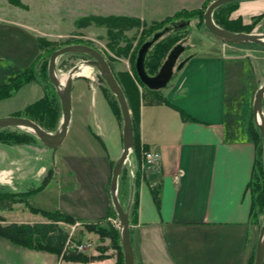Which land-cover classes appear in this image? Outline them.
Returning a JSON list of instances; mask_svg holds the SVG:
<instances>
[{"label": "crops", "instance_id": "1", "mask_svg": "<svg viewBox=\"0 0 264 264\" xmlns=\"http://www.w3.org/2000/svg\"><path fill=\"white\" fill-rule=\"evenodd\" d=\"M251 48L259 54L264 51V45ZM231 51L223 50L212 57L190 56L171 84L161 90L165 102L142 100L141 148L159 151L162 159L144 174L142 151L140 156H130L134 173L138 162L141 170L136 186L138 208L131 223L136 264H254L261 228L251 216L254 195L250 185L259 160L251 129L257 126L254 100L262 83L254 92L249 89L250 55H234ZM13 58L11 66L0 65V85L31 64L26 66L25 59ZM37 59V65L41 64V49ZM44 95L40 81L25 84L11 97L0 100V118L23 111ZM72 97L73 109L75 103L85 104L89 114L81 129L93 152L63 156L70 185L66 191H59L56 210L71 215L79 224H105L116 218L111 181L123 153V123L112 110L103 87L96 86L93 79L75 77ZM72 120L68 135L74 129L75 116ZM59 170L51 161L49 148L40 141L0 143V172L5 176L0 175L16 192L34 190L28 183L39 178L45 191ZM133 177L122 183V187H129L130 194ZM17 210L14 206L3 212L7 218L2 222L23 223L15 219ZM30 212L31 219L24 223L50 222L42 214ZM91 236L101 240L100 246L83 253L90 257L103 253L106 258L68 261L64 255L29 249L0 236V264H116L117 250L109 244L110 239L86 229L82 242Z\"/></svg>", "mask_w": 264, "mask_h": 264}, {"label": "rangeland", "instance_id": "2", "mask_svg": "<svg viewBox=\"0 0 264 264\" xmlns=\"http://www.w3.org/2000/svg\"><path fill=\"white\" fill-rule=\"evenodd\" d=\"M27 8H22L13 4L10 0H0V65L11 66V62L14 58L22 60L25 59V65L30 62L29 67L35 69H41L45 66V61L50 57V52L55 47L66 46V43H84L97 48L108 59L109 63L113 64L114 71L119 73L120 71H128L133 75V66L130 57H118L117 54L111 49L109 37V28L104 24L98 23V21H88L89 25H83L80 20L89 19L92 17H107V16H133L141 18L146 25V28L153 25L156 21H161L167 16H173L180 11H192V10H204L206 11L208 5L214 0H22ZM230 12L220 11L219 16L222 14V18H225L226 14H229L230 19L242 18L245 23H253L254 16L260 15L264 12V0H251L242 1L238 3L235 9H229ZM223 12V13H221ZM185 18L175 19L173 22L174 29L178 31V34L182 36L181 43L186 47V50L182 52L179 60L184 59V62L188 57L192 55H201L212 57L219 54L223 50H229L234 55L244 54L250 55L247 58L248 65L251 68L248 82L251 84L250 90L256 91L258 84L264 82V51L257 53L251 46L243 47L242 45L237 48L234 45L226 44L217 39L209 30L203 26L200 18L191 19L190 23ZM80 23V24H79ZM184 24L181 26V24ZM24 26V27H23ZM133 29L125 32L122 46L132 44V50L137 49L140 44V40L143 37V30ZM264 31V18L257 23L252 32ZM170 33V32H168ZM39 39H43L44 42H40ZM47 41V42H46ZM233 46L229 48L228 46ZM237 46V45H235ZM257 46V45H256ZM243 48V49H241ZM42 52L41 64L37 65L39 52ZM258 50H261L258 48ZM230 52V53H231ZM245 52V53H244ZM88 58L75 54H66L59 58L58 68L61 70L60 74L66 73L71 70L75 65L82 63ZM181 62L177 67L180 66ZM11 68V67H10ZM24 71L16 72L13 77L21 75ZM38 70V71H39ZM179 68L175 69L177 73ZM100 74L95 68L94 84L104 88L106 83L100 79ZM10 80V79H9ZM173 79L168 85L171 84ZM77 81L84 82L83 79ZM81 107V109H80ZM113 110V109H112ZM85 104L78 106L75 103V109H72V118L75 116L74 129L66 140L56 150L49 149L51 155V161L56 163L60 169V174L55 179H52L49 187L44 191V182L33 179L29 181V187L42 188L39 191L32 190L31 194L25 195V202L13 203L14 196L21 197V192H16L11 186H9L5 180L0 181V194L3 196L0 199V221L5 220L7 217H3V212L13 210V207L19 208L15 215V219L25 220L31 219L28 214L31 209L26 203H29L32 207H37L46 211L54 212L59 205V191H66L69 189V172L62 164L63 156H68L73 153H92L89 144V138H87L82 132V121L88 116ZM93 115V114H92ZM71 118V120H72ZM62 119V115L60 120ZM73 121V120H72ZM71 121V122H72ZM122 122V121H121ZM73 123V122H72ZM93 127L94 125L91 124ZM109 126V125H108ZM1 130V129H0ZM96 137L95 133H93ZM92 136V137H93ZM93 137V138H94ZM93 140V139H92ZM45 146V145H44ZM126 179L124 183L132 177L131 167L128 165L126 168ZM2 172H0L1 174ZM136 173V172H135ZM5 176L4 174H1ZM27 189V188H26ZM25 190V189H24ZM121 200L126 205L129 198V187H122L120 189ZM4 194L10 195L5 197ZM18 206V207H17ZM28 212V213H27ZM30 214H42L30 212ZM27 215L29 217H27ZM43 216V215H42ZM41 217V216H40ZM264 221V215L262 216ZM14 219V217H11ZM114 218L110 221L113 223ZM107 222V223H108ZM3 223V222H2ZM105 223V224H107ZM7 224V223H3ZM103 224V223H101ZM70 234L75 231V237L73 240L80 242L84 245L83 249L73 250L77 252H84L85 249H97L101 243V240L94 239V237H86L83 242L81 239L82 233L86 232V224L75 225L60 222ZM115 226V225H114ZM116 227V226H115ZM259 227V226H258ZM260 228V227H259ZM110 239V238H109ZM111 240V239H110ZM109 244L112 246V242ZM105 240H103L104 242ZM81 244V245H82ZM67 247V246H66ZM68 249L72 250L71 245ZM67 249V250H68Z\"/></svg>", "mask_w": 264, "mask_h": 264}, {"label": "trees", "instance_id": "3", "mask_svg": "<svg viewBox=\"0 0 264 264\" xmlns=\"http://www.w3.org/2000/svg\"><path fill=\"white\" fill-rule=\"evenodd\" d=\"M13 4L20 6L22 8H27V5L22 0H10ZM240 3V1L232 2L225 4L214 12V19L217 24L224 27L225 29L234 31V32H247L251 33L256 27L257 23L260 22L264 18V12L260 15H255L253 23H245L242 18L238 19H230L226 14L225 18L219 16L220 11L230 12L229 9H235L236 5ZM204 10H192V11H180L177 12L173 16H167L161 21H156L153 25L146 28V25L141 20V18L133 17V16H107V17H92L87 19L80 20L83 25H89L88 21H98L100 24H104L109 28V37L111 39L110 47L117 54L118 57H130L132 66H133V75L128 71H120L116 73L113 68V64L111 63V67L123 87L125 94L127 96L130 108L133 114V121L135 126V148L132 154L140 156L142 151V146L140 142V119H141V106L142 100L146 98H150L152 102H165V97L162 95L161 90H151L149 89L140 79L137 69H136V59L138 56V51L141 46L148 40H151L155 33L163 31L165 28L169 27L170 33H166L162 36L158 41H156L151 49L149 50L146 59H145V68L149 75H156L169 54L172 50L179 46L183 45L180 41L182 36L178 34V31L174 29L173 22L175 19L185 18L190 23L191 19H196L197 17L201 19L203 26L206 27L204 22ZM223 13V12H221ZM80 24V23H79ZM145 27L143 30V37L140 40V44L137 49L132 50V44L128 43L126 46H122L121 42L125 35V32L131 31L135 28L140 29ZM207 29V28H206ZM208 30V29H207ZM123 36V37H122ZM40 42H44V40L39 39ZM47 42V41H46ZM70 44H80V43H66L65 45ZM84 44V43H83ZM246 45H254L260 46L259 44H246ZM184 46V45H183ZM240 46V45H239ZM63 47V46H62ZM185 47V46H184ZM61 48V47H60ZM59 49L55 47L51 52L52 53ZM186 49V47H185ZM83 56V58H89L85 54H75ZM50 59V57H49ZM43 60V59H42ZM45 66L41 68L39 71L33 67H29L24 73L13 77L9 80V82L0 85V100L11 97L15 91L20 89L27 83H30L34 80L40 81L45 88V95L40 100L35 103L27 106L23 111L17 112L16 116H24L28 117L38 124H40L43 128L49 131H56L60 125V118L62 115V107L60 98L57 94L55 87L52 85L48 75V65L49 60L45 61ZM101 77V76H100ZM104 81V79L101 77ZM105 82V81H104ZM106 83V82H105ZM106 98L113 109L114 113L117 117L122 121L123 118L121 114V109L119 106V102L116 96L111 92L107 84L103 88ZM183 117L186 118V114L181 111ZM254 124V123H253ZM251 135L258 146L259 151V160L257 162V168L255 172L254 180L251 182V189L254 195V202L252 207V220L257 223L261 228L264 221L262 216L264 215V163H263V137L261 131L258 126L255 124L252 126ZM39 141V139L31 132H27L21 129H12L5 128L0 130V143L10 144V145H24L31 144L33 142ZM145 149H149V147L145 146ZM140 162H138V169L135 177L133 178V184L135 186L133 202L130 210V221L132 223L133 216L137 211V194H136V186L141 179V170H140ZM126 169L123 170L120 180H119V190L121 189L122 183L126 179ZM42 188L39 187L35 189V191H39ZM33 192L30 190L29 192H25L21 194V197L14 196L13 203L25 202L26 196ZM5 197H10L8 194H4ZM26 195V196H25ZM155 198L157 201L159 200V190L154 191ZM3 194H0V199ZM130 200V192L128 202L125 205L126 207ZM28 207H30L31 211L34 213H42L43 216L50 220L49 223H10L3 224L0 221V236L4 237L11 242L24 246L29 249L39 250V251H48L51 253H56L59 255H64V258L68 261H80V262H89L95 259H104L106 256L102 253L98 256H87V254L83 252H77L75 250H70L66 248L70 233L60 225V222H65L69 224H76L77 220L69 214L61 212L60 210H55L54 212L46 211L37 207H32L29 203H26ZM113 214L117 217L116 210L114 209ZM86 229L90 232H95L100 235L102 239L110 238L112 242V247L117 250V263L116 264H125L124 261V252L121 245L120 239V230L115 227L113 224L108 222L107 224L101 223H87ZM68 249V250H67ZM102 249V248H101ZM255 263V261H254Z\"/></svg>", "mask_w": 264, "mask_h": 264}, {"label": "water", "instance_id": "4", "mask_svg": "<svg viewBox=\"0 0 264 264\" xmlns=\"http://www.w3.org/2000/svg\"><path fill=\"white\" fill-rule=\"evenodd\" d=\"M236 1H251V0H214L212 1L205 13L204 22L206 28L219 40L227 44L246 45V44H260L264 45V33L258 32H234L216 23L214 19V12L219 7L236 2ZM184 24L182 23L181 26ZM170 28L167 27L163 31L154 34L151 40L146 41L138 51L136 59V69L141 81L151 90H161L165 88L171 81L178 59L182 52L185 50L183 45L175 47L169 54L159 72L156 75H149L145 68L146 56L153 46L162 36L169 32ZM66 54H85L89 58L82 63L75 65L68 72V77L63 83L61 74L59 73L58 60L61 56ZM187 59L181 62L177 67L182 69L186 64ZM91 66L98 70L100 76L104 79L111 92L116 96L121 114L123 118V139L124 148L120 158L116 161L113 168L112 181H111V196L114 208L119 220V230L121 245L124 252L125 264H136L135 251L131 238V221L130 210L134 197L135 186L132 185L130 200L125 207L120 200L119 196V180L125 168V165L135 148V126L133 121V114L130 108L127 96L120 82L118 81L111 64L108 59L97 48L87 44H70L55 50L49 59L48 75L50 82L55 87L57 94L61 101L62 119L56 131H49L43 128L36 121L24 116H6L0 118V129L4 128H20L33 133L46 147L51 150H56L62 146L67 138L69 127L72 118L73 109V81L82 66ZM254 116L256 124L261 131L263 137V150H264V82L257 90L254 100ZM264 163V154H263ZM254 264H264V223L261 227L260 236L257 244V251Z\"/></svg>", "mask_w": 264, "mask_h": 264}, {"label": "built area", "instance_id": "5", "mask_svg": "<svg viewBox=\"0 0 264 264\" xmlns=\"http://www.w3.org/2000/svg\"><path fill=\"white\" fill-rule=\"evenodd\" d=\"M142 165L141 169L144 174L154 169L161 161L162 155L159 151L153 149H143L142 150ZM127 164L131 167V162L128 160ZM133 170V168H131ZM132 175H134V171H132ZM113 223L116 227H119V222L117 219L113 220ZM72 247L77 248L78 250L83 249L84 245L76 244L74 242H70Z\"/></svg>", "mask_w": 264, "mask_h": 264}, {"label": "bare ground", "instance_id": "6", "mask_svg": "<svg viewBox=\"0 0 264 264\" xmlns=\"http://www.w3.org/2000/svg\"><path fill=\"white\" fill-rule=\"evenodd\" d=\"M76 76H83L88 78H95V68L91 66H82ZM68 77V74L62 73L61 80L64 83ZM3 180V177L0 175V181ZM6 180V179H5Z\"/></svg>", "mask_w": 264, "mask_h": 264}, {"label": "flooded vegetation", "instance_id": "7", "mask_svg": "<svg viewBox=\"0 0 264 264\" xmlns=\"http://www.w3.org/2000/svg\"><path fill=\"white\" fill-rule=\"evenodd\" d=\"M181 61H183V59L179 60V61H178V64H179Z\"/></svg>", "mask_w": 264, "mask_h": 264}]
</instances>
